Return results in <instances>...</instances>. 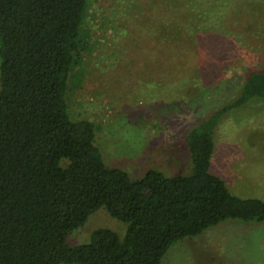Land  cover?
<instances>
[{
	"label": "trees",
	"instance_id": "16d2710c",
	"mask_svg": "<svg viewBox=\"0 0 264 264\" xmlns=\"http://www.w3.org/2000/svg\"><path fill=\"white\" fill-rule=\"evenodd\" d=\"M164 2L170 39L199 42L218 56L232 48L224 21L241 0ZM87 6L0 0V264H161L172 245L220 224H264V202L232 194L211 170L223 115L264 102V69L249 73L234 100L188 132L189 174L150 169L133 180L105 165L94 124L68 113ZM153 58L165 62L162 53ZM101 208L127 225L124 237L98 229L89 242L68 245L69 234Z\"/></svg>",
	"mask_w": 264,
	"mask_h": 264
},
{
	"label": "rangeland",
	"instance_id": "374dc122",
	"mask_svg": "<svg viewBox=\"0 0 264 264\" xmlns=\"http://www.w3.org/2000/svg\"><path fill=\"white\" fill-rule=\"evenodd\" d=\"M240 3L224 21L233 46L218 56L166 35L164 0H88L66 104L73 121L94 124L107 167L133 180L150 169L190 173L188 132L234 100L249 73L264 69V0ZM155 53L163 54L161 66ZM214 141L212 173L232 194L264 202V102L223 115ZM126 228L101 208L67 244L87 243L98 229L122 239ZM161 264H264V224H220L172 245Z\"/></svg>",
	"mask_w": 264,
	"mask_h": 264
}]
</instances>
